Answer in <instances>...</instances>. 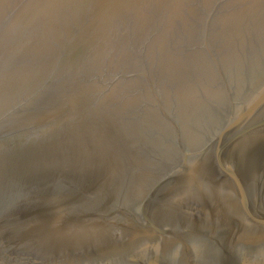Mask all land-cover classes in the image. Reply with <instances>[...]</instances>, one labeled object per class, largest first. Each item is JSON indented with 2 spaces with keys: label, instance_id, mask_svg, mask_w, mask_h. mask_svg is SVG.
I'll list each match as a JSON object with an SVG mask.
<instances>
[{
  "label": "water",
  "instance_id": "95a60500",
  "mask_svg": "<svg viewBox=\"0 0 264 264\" xmlns=\"http://www.w3.org/2000/svg\"><path fill=\"white\" fill-rule=\"evenodd\" d=\"M0 264H264V0H0Z\"/></svg>",
  "mask_w": 264,
  "mask_h": 264
}]
</instances>
